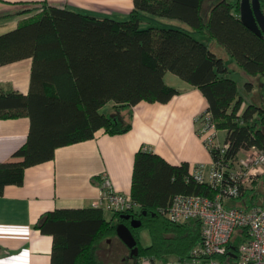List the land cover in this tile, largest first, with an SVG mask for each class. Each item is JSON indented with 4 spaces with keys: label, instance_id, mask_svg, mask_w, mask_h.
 Here are the masks:
<instances>
[{
    "label": "trees",
    "instance_id": "16d2710c",
    "mask_svg": "<svg viewBox=\"0 0 264 264\" xmlns=\"http://www.w3.org/2000/svg\"><path fill=\"white\" fill-rule=\"evenodd\" d=\"M241 1L134 0V11L123 21L44 5L36 19L0 36V67L33 59L29 94L0 92V119L31 120L28 142L15 153L16 160L0 164V195L7 185H23L26 169L53 160L60 147L94 139L102 129L110 135L130 131L131 121L101 109L110 102L118 109L168 103L180 94L165 82L168 73L198 88L209 103L202 121L209 116V126L227 132L225 152L209 147L214 164L229 163L253 147L264 153V105L251 103L242 111L245 99L230 77L232 70L212 48L217 42L242 72L264 78V37L242 23ZM144 15L183 26L143 27ZM245 88L252 92L253 82ZM177 194L213 198L218 189L197 182L188 163L174 166L142 148L132 183L136 210L116 213L115 224L100 209L61 210L43 215L37 227L55 236L53 264H105L99 258L102 242L117 236L118 224L126 222L123 215H131L143 223L138 229L126 223L139 247L133 264L170 256L182 261L201 242L202 223L176 224L165 216ZM256 196L246 190L234 200L248 210L258 205ZM142 228L150 231L147 247L139 239ZM230 249L233 257V242Z\"/></svg>",
    "mask_w": 264,
    "mask_h": 264
},
{
    "label": "crops",
    "instance_id": "0c3cea01",
    "mask_svg": "<svg viewBox=\"0 0 264 264\" xmlns=\"http://www.w3.org/2000/svg\"><path fill=\"white\" fill-rule=\"evenodd\" d=\"M44 5L119 21L127 20L135 9L134 0H0V36L36 19ZM149 23L178 26L175 23L179 22L145 16L142 26ZM32 71V58L0 67V92L28 95ZM241 77L243 86L251 78L246 74ZM165 82L180 90L166 104L141 102L130 109H118L110 102L101 109L102 114H120L126 122L131 121L130 131L110 135L102 129L94 139L60 147L53 160L26 169L23 185L5 187L0 195V264H53L55 236L37 227L45 214L100 209L107 222L117 223L114 213L95 205L102 198L104 175L120 193L132 197L136 154L142 148L150 149L171 165L188 163L190 172L203 167L209 174L214 160L203 138L202 121L209 108L208 100L198 88L172 73L166 74ZM262 86L264 89V83ZM252 102L256 103L245 99L242 111ZM258 103L264 105V90ZM30 129L29 117L0 119V164L16 160L14 155L28 142ZM226 139L227 132L219 130L215 145H225ZM117 237L104 240L101 249ZM151 244L152 240L144 246ZM158 261L143 258L139 264H159Z\"/></svg>",
    "mask_w": 264,
    "mask_h": 264
},
{
    "label": "built area",
    "instance_id": "2783aa9c",
    "mask_svg": "<svg viewBox=\"0 0 264 264\" xmlns=\"http://www.w3.org/2000/svg\"><path fill=\"white\" fill-rule=\"evenodd\" d=\"M264 13V5L262 7ZM203 127V138L208 147L215 145L218 130L209 126V116ZM225 152L227 145L219 146ZM264 175V153L253 147L242 151L229 162L214 164L209 174L199 167L191 176L199 183L218 189L215 197L198 194H177L163 211L176 224L199 220L202 223L201 242L189 256L179 264H264V204L254 205L248 210L242 207H228V201L240 198L249 185ZM109 212L127 213L138 207L131 196L120 193L110 178L104 175L101 201L95 204ZM241 229L243 240L237 247L236 257L229 256L235 232Z\"/></svg>",
    "mask_w": 264,
    "mask_h": 264
},
{
    "label": "rangeland",
    "instance_id": "374dc122",
    "mask_svg": "<svg viewBox=\"0 0 264 264\" xmlns=\"http://www.w3.org/2000/svg\"><path fill=\"white\" fill-rule=\"evenodd\" d=\"M155 19L157 21L161 20V18H156V17ZM175 24L178 25V27L183 26V25H179V23H175ZM197 36L198 38H202L199 35ZM212 48L218 55L224 57L228 66H230V69L232 70L230 77L238 83L241 95H243L245 99H252L254 102L258 103L260 101V98H262V92L264 90L262 86L264 83V78L261 76H258L253 79L250 78V81H252L254 84V90L256 89L255 92L253 91L254 93L251 94V92H249L245 88V86H243V80H242L243 78L241 77V75L245 76V73L242 72L241 68L232 59H230L228 53L226 52V49L217 42L212 44ZM222 138H223V134L220 135V139ZM247 188H249L248 190H255V192H257L256 199L259 205L264 204V175L258 178L257 180H255L254 183L249 185ZM227 203L230 204L228 205V207H233L235 204V200L232 201L230 200ZM237 205L241 207L243 203H237ZM139 239L143 246L148 245L151 242L150 231L148 228H142L139 230ZM242 240H243L242 230L238 229L233 236L232 242L234 246L238 247L241 244ZM99 258L105 264H133V260L131 259L130 249L119 237L111 241L110 244L109 243L104 244V246L99 252ZM158 262L159 264H179V259L176 258L175 256H170L166 259V261L160 260Z\"/></svg>",
    "mask_w": 264,
    "mask_h": 264
},
{
    "label": "water",
    "instance_id": "95a60500",
    "mask_svg": "<svg viewBox=\"0 0 264 264\" xmlns=\"http://www.w3.org/2000/svg\"><path fill=\"white\" fill-rule=\"evenodd\" d=\"M264 0H242L241 1V21L242 23L255 32L258 36L264 37V13L262 7ZM147 215V213H145ZM126 220H131V227L134 229L141 228L143 223L141 220L132 217L131 215H123ZM118 237L131 250V256L137 257L139 255L138 242L130 229V227L121 223L117 226ZM235 258L236 255H233Z\"/></svg>",
    "mask_w": 264,
    "mask_h": 264
},
{
    "label": "flooded vegetation",
    "instance_id": "af4514ba",
    "mask_svg": "<svg viewBox=\"0 0 264 264\" xmlns=\"http://www.w3.org/2000/svg\"><path fill=\"white\" fill-rule=\"evenodd\" d=\"M136 219H137V218H136ZM127 222H130V224H131V220H126L125 224H126ZM130 251H131V250H130ZM131 259H133L132 256H131Z\"/></svg>",
    "mask_w": 264,
    "mask_h": 264
}]
</instances>
